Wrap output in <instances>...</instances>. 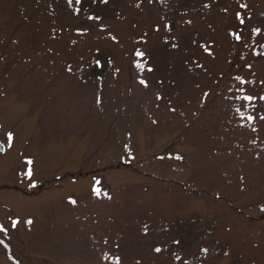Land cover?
Masks as SVG:
<instances>
[{
  "label": "rangeland",
  "instance_id": "374dc122",
  "mask_svg": "<svg viewBox=\"0 0 264 264\" xmlns=\"http://www.w3.org/2000/svg\"><path fill=\"white\" fill-rule=\"evenodd\" d=\"M261 97L264 0H0V264H264Z\"/></svg>",
  "mask_w": 264,
  "mask_h": 264
},
{
  "label": "trees",
  "instance_id": "16d2710c",
  "mask_svg": "<svg viewBox=\"0 0 264 264\" xmlns=\"http://www.w3.org/2000/svg\"><path fill=\"white\" fill-rule=\"evenodd\" d=\"M205 109H207V107H205ZM196 119L199 120V122H200L201 116L200 117H196ZM207 130H209V133L206 134V138H203V140L205 142L202 143V145L207 146L208 143L206 142V140H208V142H210V138L212 137L211 132L212 133L213 132L214 133H218L222 138L223 137H226V140H228L229 143H232L233 144L234 135H232V136H223V133L225 131L218 132L217 127H213L212 129H209L208 128ZM229 140H232V141H229ZM211 146H212V144H211ZM249 155H250V153L247 150H245V148H242L241 155L239 157H241L240 160L242 161V163H240V167H241V170H242V172L240 174L243 175L242 177H244V179H246V180H248L250 182V180L254 181V179H257L258 177H264V174H262L261 176H259V172L258 171L256 172V174L252 171L253 168H257V167L254 164H252V166H251V160H250L251 158H249ZM226 156L227 157H230V155H226ZM239 157H237V158H239ZM236 162H237V160H236ZM210 168L213 169V170H215L213 166H211ZM260 182H263V181L262 180H259V181H257V184H259ZM259 187H261V186H259ZM224 205L227 207V209H228L227 212L230 213V215H229L230 217H236V216H238V218H241L243 216V211L240 210V209H238V208H236L234 205H232L230 203H226V202L224 203ZM220 217H221V220L217 216L216 219H214V223L217 224V225L220 224V225H223L224 226L225 220H224V218L222 216H220ZM247 217H250V216H247ZM249 219H250V223L251 222H257L259 220L264 221V218H262V214H261L260 218L255 217V218H252V219L249 218ZM213 224L211 225L212 227H211L210 230H208L207 234H212L213 233L212 230L215 227V226H213ZM262 226H264V224ZM260 227L261 226H258L257 230ZM204 244L209 245L210 242H204ZM186 252H187V250L185 251V253ZM185 253H183L184 254L183 257L186 256ZM213 264H224V263H220V262L217 261V262H215Z\"/></svg>",
  "mask_w": 264,
  "mask_h": 264
},
{
  "label": "snow or ice",
  "instance_id": "6c2138e0",
  "mask_svg": "<svg viewBox=\"0 0 264 264\" xmlns=\"http://www.w3.org/2000/svg\"><path fill=\"white\" fill-rule=\"evenodd\" d=\"M93 2H95V0H93ZM102 2L106 4V3L108 2V0H102ZM67 3H68V5L70 6V5L72 4V0H67ZM76 3H82V0H76ZM137 6H139V5H137ZM205 7H208V5H205ZM79 11H80L79 9L76 10L77 13H78ZM87 19H89V20H94V19H95V20H98V19H100V17H98V16H96V17L88 16ZM236 19L239 20V22H240L241 24L244 23V21H243V19H241L239 13H238L237 16H236ZM189 23H190V21H189ZM165 27L170 29V28H171V25H165ZM156 30L159 31V29H156ZM77 31H78V34H81V35L84 34V33L81 32L79 29H78ZM254 31H255L257 34H259V29H254ZM112 39H115V37H113ZM236 39H237V40H240V36L237 35V36H236ZM97 51H99V50H97ZM135 54H136L137 56H141V57H143V55H144V53H142V52H136ZM109 62H110V61H109ZM89 66H90V67L93 66L92 63H90ZM94 66H95V68H98V69H102V68L104 67V65L101 63V60L98 59V58H94ZM198 66H200V65H198ZM136 67L142 69V68H143V65H142V64H137ZM68 70L71 71V67H70V66H69V69H68ZM148 71H152V69L149 68ZM98 78H100V77H98ZM234 79L237 80L240 84H245V83H247V81L243 80V79H242L241 77H239V76L234 77ZM140 83H141L142 85H144L145 87H147V82H146L145 80H140ZM238 90H239V89H238ZM205 95H208V94L205 93ZM239 98L241 99L242 102H243V101L251 102V101L254 99V98H253L252 96H250V95H243V96H241V97H239ZM156 99L159 100V99H162V97H160L159 95H157ZM261 99H264V97H261ZM172 111H175V109H172ZM237 111L239 112V109H237ZM242 118H243V117H242ZM247 119H248V120H254L255 117H253V116H248ZM260 119H264V116H261ZM255 130H256V129H253V131H255ZM11 138H12V136H11V134L9 133V135H8V139L11 140ZM177 159H180V157H177ZM28 163L31 164L32 161H28ZM27 175H28L29 177H31V176H32V171L29 170L28 173H27ZM72 203H75V201H72ZM261 211H264V208H261ZM17 223H18V221H13L11 226H12V227H16V226H17ZM27 223L30 224V223H32V221L29 220V221H27ZM147 228H148V226L145 225V228H144V234H145V235H147ZM4 231H6V229H5L2 225H0V232H4ZM106 242H107V241H105V243H106ZM174 242L177 243V244H179V241H178V240H177V241H174ZM2 243H3V241L0 240V244H2ZM153 250H154L156 253H161L163 249H162L160 246H155ZM179 258H180L179 256L176 257V259H179ZM115 260H116V264H120V258H119L118 255L116 256Z\"/></svg>",
  "mask_w": 264,
  "mask_h": 264
},
{
  "label": "water",
  "instance_id": "95a60500",
  "mask_svg": "<svg viewBox=\"0 0 264 264\" xmlns=\"http://www.w3.org/2000/svg\"><path fill=\"white\" fill-rule=\"evenodd\" d=\"M0 151H2V148H1V146H0Z\"/></svg>",
  "mask_w": 264,
  "mask_h": 264
}]
</instances>
